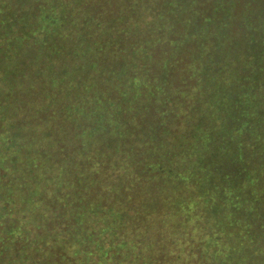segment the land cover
Returning a JSON list of instances; mask_svg holds the SVG:
<instances>
[{
  "label": "trees",
  "instance_id": "16d2710c",
  "mask_svg": "<svg viewBox=\"0 0 264 264\" xmlns=\"http://www.w3.org/2000/svg\"><path fill=\"white\" fill-rule=\"evenodd\" d=\"M233 110L264 124V0H0V264H264Z\"/></svg>",
  "mask_w": 264,
  "mask_h": 264
},
{
  "label": "rangeland",
  "instance_id": "374dc122",
  "mask_svg": "<svg viewBox=\"0 0 264 264\" xmlns=\"http://www.w3.org/2000/svg\"><path fill=\"white\" fill-rule=\"evenodd\" d=\"M9 51L10 50H8V52ZM218 66L219 65L217 64V68H218ZM212 67L215 68V65L212 64ZM205 79H208V77L206 75H204V80ZM250 85H251V83H247L242 91H246L247 88ZM204 98H205V96H204ZM230 116L231 117L229 118V120L233 122V130L231 132L227 131V128H225L224 125H223V127H221L220 121H216V119L211 124H209L207 122V124H209L211 126L210 138L212 140V143L215 145L213 148L217 152H220V151L225 150L226 147L230 145V143L232 142V140H234L233 137H236V134H239L240 133V127L242 126L241 123L248 120L246 117H244L242 115V113H239V112L234 111V110L231 111ZM199 120L202 121L203 119L200 118ZM247 122L249 123L248 124L249 125V130L248 131L251 130L250 131V135H249V133H247V138L250 137L251 139H257V137L259 136V134H261V131H259V130L263 129V126H264L263 122H261L259 124L257 122H255L254 120H250V121H247ZM254 122H255V124H254ZM250 125H252V126H250ZM202 133H205V130L203 128L198 130L197 135L198 136H201ZM238 136L240 137V135H238ZM211 140L209 139V142ZM260 149H262V148H260ZM243 167H245V166H243ZM127 196H128V200L136 201V199H138V196L139 195L136 196L133 193L132 195H127ZM202 214L203 215H206V213H202ZM107 238H108V241L111 239L109 237H107ZM95 245H96V243H95ZM170 245L173 246L174 245V242H172V244H170Z\"/></svg>",
  "mask_w": 264,
  "mask_h": 264
}]
</instances>
